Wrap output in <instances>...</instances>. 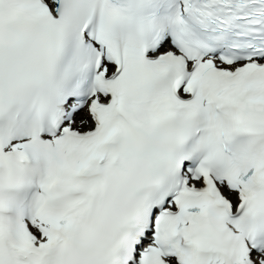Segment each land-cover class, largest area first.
I'll return each instance as SVG.
<instances>
[{
  "label": "snow or ice",
  "instance_id": "6c2138e0",
  "mask_svg": "<svg viewBox=\"0 0 264 264\" xmlns=\"http://www.w3.org/2000/svg\"><path fill=\"white\" fill-rule=\"evenodd\" d=\"M0 264H264V0H0Z\"/></svg>",
  "mask_w": 264,
  "mask_h": 264
}]
</instances>
